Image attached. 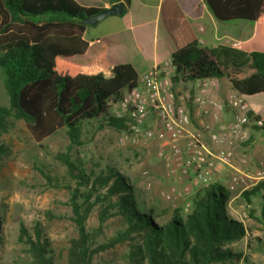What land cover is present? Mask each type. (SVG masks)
Returning a JSON list of instances; mask_svg holds the SVG:
<instances>
[{"label": "trees", "instance_id": "obj_1", "mask_svg": "<svg viewBox=\"0 0 264 264\" xmlns=\"http://www.w3.org/2000/svg\"><path fill=\"white\" fill-rule=\"evenodd\" d=\"M177 1L193 21L201 18L206 6L216 21H248L254 32L237 50L217 51L231 62L236 54H243L239 66L214 60L215 50L196 42L174 51L170 57L174 83L225 79L245 97L264 94V0ZM100 11L75 0H0V78L8 98V105L0 106V136L12 119L25 123L41 149L61 130L72 146H81L82 127L91 121L101 119L107 126L121 128L120 121L109 116L110 105L138 87L139 77L130 64L108 62L105 42L83 39L88 26L81 21ZM256 118L262 120L257 129L264 134V117ZM5 151L0 143V157ZM70 152L71 147L55 156L66 170L67 184L62 186L69 192L70 220L77 230V237L69 242L66 264H111L104 257L96 262L95 257L117 246L126 247L123 264L246 262L241 252L229 247L245 237L246 229L228 215L230 192L225 187L214 183L205 188L187 213L181 208L158 211L145 202L127 173L109 164L98 171L99 164L86 168ZM42 174L49 185L61 186L59 178ZM243 196L249 204L251 198L259 199L264 222V180ZM95 207L98 226L88 229L86 222ZM115 216L121 217L123 228L99 241L103 225ZM32 230L33 239L23 226L18 229L19 239L28 246L30 264H59L40 226ZM2 242L0 234V246Z\"/></svg>", "mask_w": 264, "mask_h": 264}, {"label": "rangeland", "instance_id": "obj_2", "mask_svg": "<svg viewBox=\"0 0 264 264\" xmlns=\"http://www.w3.org/2000/svg\"><path fill=\"white\" fill-rule=\"evenodd\" d=\"M222 25V29L232 32L231 36L234 32L237 36L242 34L243 38L252 34V23L248 21H233ZM216 55H222L221 60H228L223 54L213 52L212 57L216 61H221ZM236 55L238 56L235 57L233 64L239 66L243 54ZM247 100L255 112L264 115L263 94L248 97ZM2 105H8V98L0 78V106ZM226 109L223 114L227 112ZM99 121H91L82 127L79 139L81 146H72L65 131L61 130L46 139L43 142L45 148L41 149L34 142L23 121L10 120L8 130L0 136V143L6 148L5 153L0 157V234L3 237L0 246V264H30L28 246L24 239H19L18 229L23 226L28 231L27 235L33 239L32 229L36 224L42 229L43 237L51 243L56 261L59 264H66L69 242L77 237V230L70 220L69 192L62 186L67 184V181L63 180L66 178V170L55 156L67 152L70 147L72 159L81 162L86 168H90L91 164H99V168L95 170L98 171L109 164L127 173L130 180L142 192L145 202L156 206L158 211L175 208L183 210L186 203L192 206L197 195L205 189L192 187V195L189 199L176 197L173 205L166 203L160 197V193L172 184L166 176L164 164L156 155L155 145L150 143L135 148L118 146L117 139L121 131L105 125L101 119ZM260 140L259 137L257 140L250 138L244 144L248 147L247 165L239 162L240 147L235 149L232 162L236 170L247 176H243L242 180V185H246L247 189L244 191L238 189L233 193L229 191L230 198L226 206L228 215L241 222L246 229V235L242 240L229 245L234 251L241 252L246 259V262L241 260L239 264H264V222L260 216V201L258 198H251L249 204L243 196V192L249 191L264 180L257 178L258 173L264 176V157L260 159L253 157L255 144L258 142L260 146L263 143ZM43 171L49 176L59 178L61 186L49 185L42 174ZM143 171H148V180L144 179ZM233 173L235 171L227 166L218 165L212 184L218 183L228 189ZM187 180L179 186L180 189L189 187ZM147 183L150 184L149 188ZM70 184L73 186V183ZM98 212V207L92 210L86 222L88 229H95L98 226ZM122 228L121 217L109 218L97 239L108 240ZM125 250V246H117L95 257V261L98 262L99 257H104L111 264H123L121 255Z\"/></svg>", "mask_w": 264, "mask_h": 264}, {"label": "built area", "instance_id": "obj_3", "mask_svg": "<svg viewBox=\"0 0 264 264\" xmlns=\"http://www.w3.org/2000/svg\"><path fill=\"white\" fill-rule=\"evenodd\" d=\"M231 46L237 48L238 43L233 42ZM173 76L170 60L155 65L139 78L138 87L110 105L109 116L120 121L121 125L117 145L134 148L150 143L155 145L156 155L164 164L166 176L172 184L160 193L166 203L173 205L176 197L189 199L192 187H209L218 165L235 171L228 185L231 193L238 189L246 190L247 186L242 185L246 174L233 167L234 151L241 148L239 162L247 165V148L243 145L249 141L250 127H260L262 120L249 115L246 97L234 89L222 101L212 99L209 92L218 87L215 78L183 85L174 83ZM226 107L232 110L233 115L222 131L215 130L206 122H200V129H191L189 108L200 119L211 116L218 119ZM148 175V171H143L145 180H148ZM258 176L259 180L264 179L259 173ZM186 179L190 188L180 189ZM189 209L190 204L186 203L183 211L188 212Z\"/></svg>", "mask_w": 264, "mask_h": 264}, {"label": "crops", "instance_id": "obj_4", "mask_svg": "<svg viewBox=\"0 0 264 264\" xmlns=\"http://www.w3.org/2000/svg\"><path fill=\"white\" fill-rule=\"evenodd\" d=\"M80 6L94 7L100 10L110 8L112 4L122 2L124 11L120 16H109L94 26H88L83 39L88 42L103 41L107 45V60L111 64H130L136 71L139 78L155 66L162 65L170 60L174 51H177L192 42H196L201 48L215 50L226 47L237 50L239 44L249 40L254 32L252 23V34L243 38L234 32L222 29L221 22L214 19L210 11L204 6L203 14L200 19L193 21L186 17L177 0H124L110 2L109 0H75ZM241 32L243 29H237ZM238 43L237 48H233L231 43ZM220 53V52H219ZM222 56V55H221ZM220 55H216L221 60ZM226 65H233L229 60H221ZM218 87L209 92L212 99L222 101L226 95L233 90L231 85L225 80H217ZM262 94H257L255 97ZM264 95V94H263ZM246 101L250 108V116L264 117L263 114L255 112ZM219 115V118L203 117L200 119L192 108H189L192 118V130L200 129V122H206L213 126L217 131L229 125L232 120L233 112L226 109ZM202 120V121H201ZM250 138L257 140L258 137L263 143L258 146L255 144L253 157L260 159L264 157V134L257 127H250ZM263 136V137H262ZM249 138V139H250ZM248 148L246 145H243ZM258 146V147H257ZM258 148V149H257Z\"/></svg>", "mask_w": 264, "mask_h": 264}, {"label": "water", "instance_id": "obj_5", "mask_svg": "<svg viewBox=\"0 0 264 264\" xmlns=\"http://www.w3.org/2000/svg\"><path fill=\"white\" fill-rule=\"evenodd\" d=\"M124 11V4L122 2L112 4L110 8L102 9L96 15L85 18L81 21L83 25L94 26L96 23L109 16H120Z\"/></svg>", "mask_w": 264, "mask_h": 264}]
</instances>
